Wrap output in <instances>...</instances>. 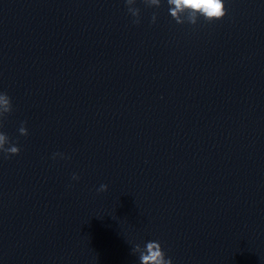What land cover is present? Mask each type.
Segmentation results:
<instances>
[{
  "label": "clouds",
  "instance_id": "1",
  "mask_svg": "<svg viewBox=\"0 0 264 264\" xmlns=\"http://www.w3.org/2000/svg\"><path fill=\"white\" fill-rule=\"evenodd\" d=\"M127 11L134 18L133 23L139 24L141 22L140 9L134 7L136 0H125ZM147 7L161 5V0H143ZM168 11L170 16L177 24L196 25L200 18L207 23L223 19L228 14V9L225 6L224 0H167ZM157 16L152 15V23H155ZM13 111L11 98L7 93H0V127H2L3 120ZM26 122H22L18 129L19 134L27 136L28 129L24 126ZM9 137L3 131H0V153L6 154V158L20 153V148L16 145H9ZM56 157L65 158L63 153H54L53 159ZM73 180H78L79 177L73 174ZM108 190V185L101 184L97 189L98 192H105ZM139 254L140 264H173L170 257H166L159 241H148L141 247L136 244L132 248V254Z\"/></svg>",
  "mask_w": 264,
  "mask_h": 264
}]
</instances>
